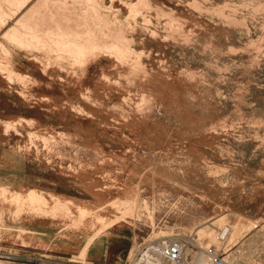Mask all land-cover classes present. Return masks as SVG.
<instances>
[{
	"label": "rangeland",
	"instance_id": "1",
	"mask_svg": "<svg viewBox=\"0 0 264 264\" xmlns=\"http://www.w3.org/2000/svg\"><path fill=\"white\" fill-rule=\"evenodd\" d=\"M137 2L0 0V264H87L88 246L113 225L132 242L125 264H138L141 247L174 233L173 208L187 205L173 198L223 185L228 217L183 241L222 247L232 264H264L252 240L255 226L264 232V0ZM56 10L63 31H79L77 15L99 14L95 32L121 34L126 52L81 68L7 38L35 21L44 34ZM27 217L81 229L74 257L29 255Z\"/></svg>",
	"mask_w": 264,
	"mask_h": 264
},
{
	"label": "crops",
	"instance_id": "2",
	"mask_svg": "<svg viewBox=\"0 0 264 264\" xmlns=\"http://www.w3.org/2000/svg\"><path fill=\"white\" fill-rule=\"evenodd\" d=\"M145 0H138L137 4L143 3ZM135 4V5H137ZM221 187V190L213 195L207 189H201L200 191H182V194H185L183 197H178L177 200L173 198L174 203L181 205V202L187 205L184 210L179 211L173 208L172 213V224L174 233L171 234L174 237L185 240V238H191L192 231L201 227L202 230H209V228L218 229L215 221H219L220 224L223 222V217H228L227 211L231 210L230 204L228 202V192L226 187ZM71 199L76 201V204L87 206L89 203H84L81 201L82 198H77L70 196ZM96 201V198H91V201ZM176 200V201H175ZM195 201L197 209H202L203 214H198L197 216L194 213V210L191 206ZM78 202V203H77ZM93 203V202H91ZM173 203V204H174ZM259 208L263 210V205ZM185 211V212H184ZM216 213L215 219L213 214ZM261 213H258L255 217H262ZM161 226L164 224V213L161 214ZM212 219H214L212 221ZM41 219L35 217H27L25 220L20 222L21 226L26 227L30 231L35 232V235L27 240L30 241V245L34 249L27 250L29 255H36V250H44L47 252L48 256L52 258H57L59 260H70L71 257H74L73 253L77 252L79 246L84 240V232L81 229H60L54 223V220L48 223L46 226L41 227L39 223ZM238 225V223H235ZM225 225V224H223ZM234 225V224H233ZM257 231L253 232V257L264 256V249L261 246L264 245V232L261 230V226H255ZM110 228V227H109ZM113 228V229H112ZM108 229V228H107ZM39 238L46 244L48 247L41 248L37 243ZM128 236L124 235L123 232L116 228L115 225L111 226L106 233L98 235L88 246L86 256L89 260L87 264H125V259H127V253L131 246L128 244ZM213 245V244H212ZM231 245L229 247L232 248ZM255 247V248H254ZM223 256L225 257V252L222 247ZM42 254V253H41ZM204 258H208L203 256Z\"/></svg>",
	"mask_w": 264,
	"mask_h": 264
},
{
	"label": "bare ground",
	"instance_id": "3",
	"mask_svg": "<svg viewBox=\"0 0 264 264\" xmlns=\"http://www.w3.org/2000/svg\"><path fill=\"white\" fill-rule=\"evenodd\" d=\"M39 1H41V0H39ZM18 2H19V0H18ZM41 3H43V2H41ZM41 3H40V5H41ZM74 3H75V1H74ZM23 4H24V2H23ZM95 4H97V3H95ZM139 4H141V3H139ZM94 5H92V6H94ZM44 6H46V5H44ZM88 7H90V6L88 5L87 9H88ZM19 9H20V7H19ZM21 9H22V7H21ZM92 9H93V7H92ZM134 9H135V7L131 9V13L134 14V16H135V14H137V13H136V10H134ZM35 10H36V8H35ZM57 10L54 11L52 14V17L54 18V20H53L54 21V25H53L54 27H51L48 30H44V34L37 35V33L40 32L41 30L38 31L36 29V27H34V26H36L39 22L35 21V24L32 26L33 28H29L28 26H31L30 23H28V22L26 23V21L23 20V22L21 21L22 26H23V23L24 24L26 23V24H28L27 28H25L24 31H20V30L18 31L17 28L11 30L9 28L10 31L8 32V30H7V33H6L7 38L14 41L18 48H20L22 50H27V51L32 52V53L34 51H36V52L40 51V49L44 50L46 48H50V49L56 50L54 52V56H56V57H64V56L75 57L76 60L79 61L80 64L83 63V66H81V68H83L84 66H86L88 64V62L90 61L89 58H93L96 55L100 56V55H104V54H110V55L115 54L117 58H121V56H123L124 53L126 52L125 46H123L121 44V42H122L121 39L123 38V36L121 34L113 35L112 33H110V30H108L107 26L106 27L102 26L105 29L107 28V30H100L99 31V29H98L99 32L98 31L95 32V30H96L95 26L97 25L96 24L97 22H95L94 20H96L99 17L98 11H97L98 17H97V15L89 16V14L87 13L89 16L88 17L87 15H85V13H86L85 11H84L85 13L77 15L76 17L81 18V22H79V24H78V25H80V29L78 32H76V30L73 31L69 28H68V30H67V28L64 29L65 31L60 29L61 28L60 25L62 23L58 17V11L59 10L58 11ZM39 11H40V9L38 10V12ZM30 12H31V9H30ZM35 12L33 10L32 13H35ZM64 12H65V10H64ZM95 12H96V9H95ZM91 14H92V12H91ZM100 17H101V15H100ZM30 19H31V16H30ZM60 19H63V18H60ZM76 20H77V18H76ZM104 20H100V21H104ZM72 22H73V19H72ZM94 22L96 25L94 24ZM99 24L100 23L98 21V26H99ZM74 25H77V23H74ZM109 28H111V27H109ZM21 30H23V29H21ZM61 32L64 33L63 36L58 34ZM97 33H98V35H96ZM105 39H107V40H105ZM43 63H44V67H43L44 71L47 70L48 65L52 64L51 62H43ZM3 69L7 70L9 73L12 72V71H10L8 66H4ZM158 237L155 236L153 238V240L151 239V242L147 243V246L141 247L137 251L135 259L132 262H134L135 260H138L139 261L138 264H164L165 262L161 256L159 244L156 243V240ZM191 244H193V243H187V246H189ZM193 246H194V244H193ZM146 247H147V250H146ZM186 251L190 254H193L197 264H209L210 257L207 256L204 252H202V251L195 252L192 249V247H187ZM140 254H142V255H140ZM203 256H206L208 258H204ZM34 264H39V262H35Z\"/></svg>",
	"mask_w": 264,
	"mask_h": 264
},
{
	"label": "built area",
	"instance_id": "4",
	"mask_svg": "<svg viewBox=\"0 0 264 264\" xmlns=\"http://www.w3.org/2000/svg\"><path fill=\"white\" fill-rule=\"evenodd\" d=\"M156 243L159 244L164 264H197L193 254L186 251L187 242L182 239L171 234L161 235L157 238ZM195 251H202L209 256V264H232L224 258L221 248L215 245H208L205 248L198 247V250Z\"/></svg>",
	"mask_w": 264,
	"mask_h": 264
}]
</instances>
